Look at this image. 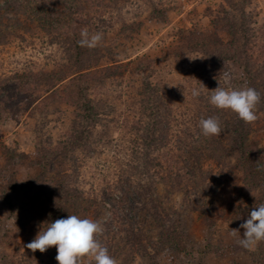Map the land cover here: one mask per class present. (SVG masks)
Listing matches in <instances>:
<instances>
[{
	"label": "rangeland",
	"instance_id": "1",
	"mask_svg": "<svg viewBox=\"0 0 264 264\" xmlns=\"http://www.w3.org/2000/svg\"><path fill=\"white\" fill-rule=\"evenodd\" d=\"M10 2L0 0V264H57L55 247L26 245L67 215L101 221L96 239L117 264H264V242L249 252L229 231L243 235L260 199L243 189L233 157L204 158L193 175L176 164L180 121L192 123L197 101L209 103L211 92L192 97L198 82L228 86V65L230 86L246 88L240 63L210 58L220 41L246 49L264 81V0L81 1L79 35L60 36L31 15L37 4L6 10ZM83 30L103 32L101 44L80 47ZM78 88L114 121L103 133L101 117L96 139L82 144L73 141L89 127ZM153 98L165 123L148 153L140 134L154 124ZM256 112L250 141L264 150V112ZM215 137L231 155L232 134L196 141Z\"/></svg>",
	"mask_w": 264,
	"mask_h": 264
},
{
	"label": "trees",
	"instance_id": "2",
	"mask_svg": "<svg viewBox=\"0 0 264 264\" xmlns=\"http://www.w3.org/2000/svg\"><path fill=\"white\" fill-rule=\"evenodd\" d=\"M6 1V0H5ZM11 1L9 7L6 10H13L22 9L24 10L25 0H8ZM43 1V2H42ZM26 0L32 4H37L34 9H31L32 16H38L36 21L43 22V26L47 27L54 35L60 36L63 35L61 32H72L71 35L78 34V27L80 22L78 21V15L81 14V1L88 2V0ZM42 2V4H41ZM33 11V12H32ZM26 12H28L26 8ZM78 19V20H77ZM234 27V26H233ZM238 28H244V25L237 26ZM79 35V34H78ZM74 37V36H73ZM77 38V37H75ZM80 38H77L79 41ZM220 41L219 45L220 49L218 51L210 52V58L216 65L225 64L226 62H232L234 64L240 63V68L245 75L246 82L245 87H252L256 89L260 94V102L258 103L257 107H259L260 111L264 112V81L262 76L253 69V62L251 56L248 55L247 50L243 51L241 48H235L236 44H233L231 41L228 45H224ZM223 47V48H222ZM223 70L226 73L230 72L229 66L226 65L223 67ZM232 72V71H231ZM231 75V73H229ZM93 76L90 75H82L79 79H88L90 80ZM78 79V80H79ZM149 90L152 93H155L154 90L151 89L149 85ZM75 95L77 99V103L79 105H85L86 108V116L85 120L83 121L84 124L87 123L89 127H83L81 131L78 133L76 132V137L74 138L75 144H82L86 143L89 140L96 139V135L98 133L95 131V126H98L102 122V118L106 121L103 127V133H110V126L114 121L113 119H107L108 115H105V111H102L101 107H96L91 101L86 99L87 97L83 95L82 88H78V91ZM151 95V94H150ZM154 99V98H153ZM154 105L150 106L152 109L151 112L155 117L154 124H145L142 128V134H140V138L144 141V150H147L148 153L152 152L155 148H157L156 144L153 145L157 135L162 132V124L165 123L164 115L161 113L164 106L162 102L157 98L150 102ZM159 102L160 105H159ZM197 108H193V120L192 123H188L187 121L181 120L180 122L183 123V135H180L177 139L178 145L176 146L177 150V161L176 164H179L181 167L178 169L180 172L183 168H189L190 174L193 175L194 170L200 166V162L204 158H213L218 159V164L221 162L224 164L228 158H232L233 162L238 166L237 169L242 170L244 174L242 183L243 189L247 190L248 193L258 194L260 195V199L258 200V205L264 203V150L257 149L256 146L251 145L250 141V133L254 125L256 126L257 123H245L240 120L235 113L230 110L227 111H220V109L215 108L210 103H205L203 99L197 101ZM207 105L206 107L203 105ZM148 107V106H147ZM207 109V112L206 110ZM214 115V116H213ZM169 117L168 115L165 116ZM214 117L220 121L221 126V133L219 136L232 134L234 136L232 144L229 143V148L231 150V155H227L221 151L222 149V142L217 137L210 139L207 143L205 142H197L196 139L200 137L201 129L199 127V121L203 118ZM168 121L170 119H167ZM171 120L175 122V117L172 116ZM170 123V122H169ZM144 134L145 137L142 135ZM186 138L192 139V144L186 141ZM137 141H134L136 145ZM153 146V147H152ZM137 147V145H136ZM133 151V150H132ZM232 152L235 156L232 155ZM133 154V153H132ZM254 163V164H253ZM150 164V162H149ZM147 163V167L150 166ZM253 166L250 169V165ZM200 168V167H199ZM256 205L254 207H257ZM59 207V206H57ZM253 207V208H254ZM57 212H62L58 210Z\"/></svg>",
	"mask_w": 264,
	"mask_h": 264
},
{
	"label": "clouds",
	"instance_id": "3",
	"mask_svg": "<svg viewBox=\"0 0 264 264\" xmlns=\"http://www.w3.org/2000/svg\"><path fill=\"white\" fill-rule=\"evenodd\" d=\"M103 32L89 33L87 30L81 32L78 41L80 47L94 49L101 44ZM232 77L224 73L225 85L216 87L209 91L198 82V87L191 90L193 98H198L202 92H211L209 103L220 110H230L245 123H252L258 119L256 106L260 102L259 92L247 87L234 89L230 86ZM201 134L205 137L218 136L221 133L220 122L217 118L209 117L199 121ZM36 237L26 245L32 252L44 253L51 247L56 248L55 260L57 264H80L81 258L87 256L95 264H117L116 260L109 255L108 249L98 242L96 237L103 231L102 222L78 215H67L66 218L57 219L51 223H44ZM243 235L239 229L229 230L234 236H238L239 245L249 252L256 250L260 242H264V203L250 210L246 221L240 225Z\"/></svg>",
	"mask_w": 264,
	"mask_h": 264
}]
</instances>
